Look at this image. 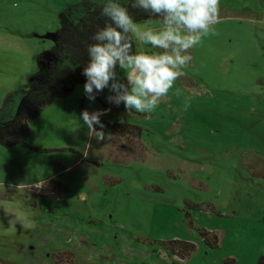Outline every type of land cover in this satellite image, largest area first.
<instances>
[{
	"label": "rangeland",
	"instance_id": "rangeland-1",
	"mask_svg": "<svg viewBox=\"0 0 264 264\" xmlns=\"http://www.w3.org/2000/svg\"><path fill=\"white\" fill-rule=\"evenodd\" d=\"M81 1L0 0V106L11 94L15 107L53 45L45 36ZM132 36L136 51H162ZM188 54L150 112L115 107L107 88L89 101L81 83L30 122L25 145H0V264L264 260V0H218L216 22ZM83 110L140 126L141 149L108 156L110 127L94 125L101 139ZM173 239L193 242L194 252L169 255L161 242Z\"/></svg>",
	"mask_w": 264,
	"mask_h": 264
},
{
	"label": "clouds",
	"instance_id": "clouds-1",
	"mask_svg": "<svg viewBox=\"0 0 264 264\" xmlns=\"http://www.w3.org/2000/svg\"><path fill=\"white\" fill-rule=\"evenodd\" d=\"M143 10L161 18L159 30L142 29L129 14L128 7ZM101 0L100 12L106 18L97 26L86 47L87 62L82 68L85 77L83 92L89 101L96 93L109 89L106 100L123 103L126 111H152L159 99L167 95L175 79L190 61L188 50L207 36L216 22L218 0ZM130 34L151 49L160 52L132 51ZM125 72L127 83L120 82L116 68ZM102 112L83 110L80 119L87 128L103 138L94 125H100Z\"/></svg>",
	"mask_w": 264,
	"mask_h": 264
},
{
	"label": "trees",
	"instance_id": "trees-1",
	"mask_svg": "<svg viewBox=\"0 0 264 264\" xmlns=\"http://www.w3.org/2000/svg\"><path fill=\"white\" fill-rule=\"evenodd\" d=\"M121 2L125 3V0ZM125 6L136 21L161 22L158 16H149L143 10L133 9L126 3ZM100 7L101 0H83L61 13L58 30L48 33L54 37L53 45L50 50L38 56V69L29 80V88L22 92L14 108H11L13 100L11 94L7 95L3 105L0 106V145H25L30 131L29 124L41 110L54 100L70 94L77 84L84 83L85 77L81 73L87 62L86 47L93 42L91 36L97 26H103L107 22L100 12ZM129 42L132 45V51L136 52V43L132 34L129 36ZM95 96L101 101L99 93ZM122 106H124L123 103L115 105L121 109ZM100 122L110 127L111 153L108 156L114 153L112 158H116L118 154L116 151L141 149L140 126ZM64 191H67L65 187ZM198 234L208 246L218 245V237L213 232L198 229ZM161 243L165 245L169 255L180 259L189 257L195 250V244L189 240L173 239ZM257 264H264V260L260 258Z\"/></svg>",
	"mask_w": 264,
	"mask_h": 264
},
{
	"label": "crops",
	"instance_id": "crops-1",
	"mask_svg": "<svg viewBox=\"0 0 264 264\" xmlns=\"http://www.w3.org/2000/svg\"><path fill=\"white\" fill-rule=\"evenodd\" d=\"M72 5H75V4H71V5H69V7L72 6ZM64 11H65V9H64ZM64 11H62L61 13H63ZM60 16H61V14H60ZM59 23H60V22H59ZM122 107L124 108V106H122ZM123 108H122V109H123Z\"/></svg>",
	"mask_w": 264,
	"mask_h": 264
},
{
	"label": "water",
	"instance_id": "water-1",
	"mask_svg": "<svg viewBox=\"0 0 264 264\" xmlns=\"http://www.w3.org/2000/svg\"><path fill=\"white\" fill-rule=\"evenodd\" d=\"M47 35V34H46ZM45 37H52L53 39H54V37L53 36H51V35H47V36H45Z\"/></svg>",
	"mask_w": 264,
	"mask_h": 264
}]
</instances>
